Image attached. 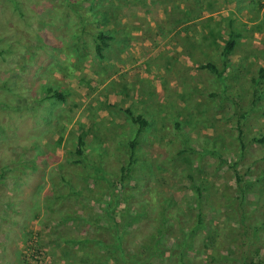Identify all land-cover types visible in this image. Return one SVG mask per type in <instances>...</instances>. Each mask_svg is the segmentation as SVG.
I'll return each mask as SVG.
<instances>
[{
  "label": "rangeland",
  "instance_id": "obj_1",
  "mask_svg": "<svg viewBox=\"0 0 264 264\" xmlns=\"http://www.w3.org/2000/svg\"><path fill=\"white\" fill-rule=\"evenodd\" d=\"M248 1L0 0V264H236L239 212L264 242V79L258 62L236 74L222 54ZM171 5L205 9V56L198 38L174 40ZM225 12L233 26L216 31ZM100 30L112 35L103 58ZM128 108L161 126L136 135ZM101 129L115 144L98 146ZM128 139L138 161L122 175Z\"/></svg>",
  "mask_w": 264,
  "mask_h": 264
},
{
  "label": "crops",
  "instance_id": "obj_2",
  "mask_svg": "<svg viewBox=\"0 0 264 264\" xmlns=\"http://www.w3.org/2000/svg\"><path fill=\"white\" fill-rule=\"evenodd\" d=\"M236 6H237V4L234 5V7H236ZM190 8H194V7H188V8L187 7L186 8L178 7L177 8V7H174L173 5L169 6V9L167 12L170 14V16L168 17L167 29L170 31L172 30L173 34L175 32L180 31L179 34L172 35L173 38H175L174 40H178L179 42H182V39L186 36H189V37L193 36L194 38H198V40H199L198 46H201V44L203 46V48L201 50V54L204 53L203 56H205L209 51L207 48H208V45H210V40L212 39V38L210 39V37L212 35L208 34V31L211 27L208 26V24L206 22L202 21L205 18V16L200 17V14H203L205 12V9H201L200 6L195 7L194 9H196L198 16H197V18L194 19L193 12L189 11ZM229 10H231V9H229ZM245 10L248 12L249 17L246 20H242L241 21L242 24L240 23L239 26L234 27V29L236 31V36H235V38L233 37V39L235 40V46H234L233 50L230 52V56L228 59L230 62L229 65L231 67L230 69L233 70V72L236 74L239 71H243L244 66L246 67L247 65H253L256 62H258L256 64V66H259V67L264 66V63L260 62V57L257 54V50L260 48V46H262L263 50L262 49H260V50H262L263 56H264V23L262 22V19H261L262 15L264 14V5H263V8H258L257 2L255 0H249L246 3ZM215 14L217 15V12H215ZM226 14H228V13H226V12L220 13L219 16L214 17V18H216L215 20H218L217 18H219V17L226 19V21H224L223 24L220 26L218 23L215 24L214 27H215L216 31H218V30L220 31L221 27L226 28L229 25L233 26L232 24L234 22L232 21V19L230 20V17H228V15H226ZM259 23H261V25H259ZM239 27H240V29L238 30ZM231 28L233 29V27H231ZM215 29H213V30H215ZM213 39L215 40V38H213ZM228 39H229V37L226 40H228ZM206 41H208V42H206ZM152 67L158 71L160 70V67H158L155 64H153ZM245 71L248 72L247 74H249L251 72V71H248V68H246ZM182 102H183V103H181L182 105H180L178 103L177 106H181L180 108L186 106L185 102L184 101H182ZM160 108H165V105L160 103L157 110ZM154 111L155 110L152 109V111L150 113L152 115H154V113H155ZM138 113H140V112H138ZM155 115H156L155 118H159L157 114H155ZM107 118L108 117H101V119H99L97 121L98 122L97 126H100V125L103 126L106 123H107V125H111V124L114 125L113 123H115V122L112 121L113 119L111 120V119H107ZM148 122H149V120H148ZM156 125L159 127L161 126L160 120H158V119H156V121L154 120L148 129H143V130H149L151 127L153 128ZM98 129H99V127H98ZM99 131L100 132H98V133L102 137H104L103 139H100L101 142L99 141L97 143L98 146H100V148H101V147L105 146L103 144L105 141H107V142L110 141V138H107L108 140L106 139V137L110 136V134L108 133L109 131L107 132L104 129H101ZM94 132H96V130ZM114 132L115 131H112V133H114ZM79 134L84 137V135L82 133H79V132H77L76 137ZM120 134H122V133H118V135H120ZM159 137H160L159 135L155 134L154 140L156 138L158 141H160ZM84 139H85V137H84ZM85 140H86V145H87V139H85ZM92 140H94V139H92V137H91V139H89V141L93 142ZM112 142H113V140H111L109 143H112ZM112 144H115V143L113 142Z\"/></svg>",
  "mask_w": 264,
  "mask_h": 264
},
{
  "label": "trees",
  "instance_id": "obj_3",
  "mask_svg": "<svg viewBox=\"0 0 264 264\" xmlns=\"http://www.w3.org/2000/svg\"><path fill=\"white\" fill-rule=\"evenodd\" d=\"M95 44H94V51L96 55L99 58L104 57V50L105 48L109 45L108 41L112 38V35H108L105 31L100 30L97 31L95 34ZM235 46V40L233 38H229L226 40L222 47V54L224 56H227L234 48ZM227 62H224V66H227ZM206 67L211 70L213 73H215L217 76L222 75V71H218V68L212 64V63H207ZM257 77L259 79H264V66H260L258 68L257 72ZM46 91L48 92L47 98L53 99V103L55 102H60V101H65V96L61 91H58L51 86L47 85L44 86ZM129 120L131 121L132 124L137 125V129H135V134L139 135L143 129H148L149 128V122L148 120L141 114L137 113L135 114L131 109H126L125 110ZM48 117H51L50 114L45 113ZM241 133V131H240ZM124 137V132L122 133ZM127 137V136H126ZM128 138V137H127ZM260 142H263L264 139H258ZM128 147L130 148V153H129V159H128V164L126 166L121 167V173L124 175L125 171L131 170L133 167L132 165L135 164V162L138 161V159L135 157V150L137 146V141L135 139H128L127 141ZM243 145V143H242ZM244 146V145H243ZM85 147H86V140L82 135H78L76 137V144H75V149L74 152L77 156L82 157L85 152ZM183 151L179 150L174 153V155L181 154ZM190 178H192L190 176ZM239 179V178H238ZM198 191V199L201 198V191L200 188H197ZM243 193V190H241ZM63 199V195H60ZM35 217L37 215H34ZM252 217V216H251ZM239 221H242L243 227L241 229L240 234H243V237L240 238H234V247L232 249V255L234 256V260H236V264H257L256 258L259 254V247L261 245H264V242L261 239V236L258 234L259 226L254 225L252 227L251 233L247 231V224H251V219L250 216L247 214H244L242 212H239L237 216ZM201 219V218H200ZM246 224V225H245ZM249 228V227H248ZM242 238V240H241ZM211 239H208L206 241V244L203 246L204 249H213L214 248V242L210 241ZM257 252V253H256ZM187 263V262H186Z\"/></svg>",
  "mask_w": 264,
  "mask_h": 264
}]
</instances>
